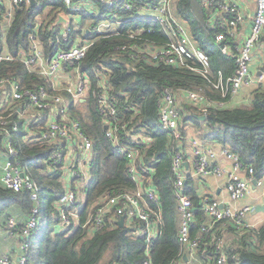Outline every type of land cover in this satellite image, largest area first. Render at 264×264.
I'll return each instance as SVG.
<instances>
[{
  "label": "trees",
  "instance_id": "1",
  "mask_svg": "<svg viewBox=\"0 0 264 264\" xmlns=\"http://www.w3.org/2000/svg\"><path fill=\"white\" fill-rule=\"evenodd\" d=\"M36 1L35 4L21 1L14 5L11 23L6 27L7 3L0 0V49L7 47L14 55L27 52L33 32L39 36L47 55L53 54L57 48H70L79 40L92 41L86 56L79 63L81 71L91 80L90 93L84 100L67 96L71 117L80 122L93 141V157L91 178L83 190L84 200L78 204L80 222L60 228L56 220V203L65 191L63 173L58 166L50 171L45 162L55 146L29 141L32 137L30 132L38 134L42 127L35 126L29 131L25 118L19 115L17 108L12 114V118L20 123L19 130L12 131L13 143L40 186V219L26 251V264H147L146 260L148 264H169L174 259H184L187 244L178 239L181 220L172 169L173 154L180 144L161 127V92L168 87L177 93L182 109L183 133H187L186 124L190 122L203 139L226 145L239 154L246 166L254 168V176L261 179L264 177V83L252 89L249 104L228 106L230 95L224 97L213 82L218 79V71H222L225 78L234 73L235 58L222 52V43L216 39L219 28L213 25L215 10L205 6L201 0H175V15L185 24L196 46L210 56L214 73L212 82L189 67L149 58L145 50L164 47L170 40V32L158 19L138 16L137 0H131L135 4L130 8L122 2L110 5L102 0H90L96 8L76 12L67 39L59 35L60 27L55 26L54 21L58 12L70 11L69 7L63 0ZM85 1L73 0L74 3ZM105 19L117 20V29L97 32L95 27ZM242 34L245 36L248 31L243 29ZM226 42L235 46L236 36L228 34ZM259 44L264 48V32ZM189 62L200 67L194 58ZM5 75L18 77L24 87L38 89L46 86L52 91L51 82L31 72L19 59L0 62V76ZM102 80L117 105V134L123 138L140 133L144 138L137 145L140 160L153 170L154 186L160 195L164 220L150 247L146 236L132 225L120 226L107 220L104 226L97 229L87 223L97 208L95 204L100 203L106 194L135 187L128 171L129 159L107 136L106 119L93 94ZM189 90L203 92L213 101H224L226 105H211L206 119L202 120L198 107L187 97ZM34 124L42 126L39 122ZM5 142L4 135L0 134V158L5 155ZM197 183L196 179H189L184 186L185 193L193 200L196 213L191 237L198 234L201 223L207 220ZM13 205L29 213L33 201L28 192L14 191L0 182V221L9 215ZM226 229L233 235L230 240L226 239ZM220 236H225V250L229 254L226 264H264V222L244 230L238 229L232 220L216 222L204 234L209 246L197 252L199 258L206 255L204 264H216L215 242Z\"/></svg>",
  "mask_w": 264,
  "mask_h": 264
},
{
  "label": "built area",
  "instance_id": "2",
  "mask_svg": "<svg viewBox=\"0 0 264 264\" xmlns=\"http://www.w3.org/2000/svg\"><path fill=\"white\" fill-rule=\"evenodd\" d=\"M8 1L6 19H12L14 5L21 1L30 2V0ZM63 1L70 11H60L58 14L66 19L67 24H56V16L54 25L60 27L59 35L67 39L71 32L74 15L87 8L83 3H74L73 0ZM102 1L110 5L122 2L125 7L129 8L135 4L131 0ZM201 1L205 6L215 10L212 18L213 25L219 28L216 32V39L222 43V52L233 56L236 63L234 73L226 78L222 71H218V79L213 82V86L221 91L224 97L230 95L233 99L244 86L264 83V62L260 65L258 72L252 67L255 50L259 49L263 53V49H260L263 47L259 41L264 32V0H255V13L251 18L250 30L245 36L242 33L247 17L239 0ZM137 5H139L138 16L154 17L159 20L166 31L170 32V40L164 47L145 50L149 58L153 61L189 67L212 82L211 76L214 73L211 69L210 56L196 46L185 24L173 12L172 0H137ZM139 10L142 12L139 13ZM112 21L114 19H105L95 29L97 32L104 33L111 27ZM228 34L236 36L235 46L226 42ZM29 39L31 45L27 52L23 51L14 55L7 47L0 49V62L21 60L31 72L38 73L47 82H51L52 91L46 86L38 89L24 87L20 79L14 75L0 76V110H2L0 112V134L4 135L6 140L5 155L4 158H0V168H2L0 181L5 187L14 191L28 192L33 201V206L24 220H20L16 215H10L5 221L4 226L11 234L19 232L22 254L19 260L14 262L10 253H4L0 256V264H26V251L40 219L39 183L33 178L27 167L28 164L20 157L19 149L12 140V131L20 128V123L12 118L16 108L19 115L25 118V125L29 131L35 126L42 127L38 134L30 132L32 137H29V141L45 142L55 146L45 162L48 163L50 171L58 166L61 167L63 173L65 191L56 203V220L60 228L77 225L80 222L78 204L84 200L83 190L91 178L93 141L83 130L80 122L71 117L68 96L84 100L90 93L91 80L81 71L79 63L86 56L92 41L79 40L70 48H57L53 54L47 55L37 33H31ZM193 58L200 63V67L190 64L189 60ZM97 72L99 74V69ZM101 77L103 78L102 74ZM103 85L102 80L100 87L93 94L106 119L107 136L129 159L128 171L135 182V187L106 194L100 203L95 204L97 208L89 216L87 223L99 229L106 224L107 220L118 224V220L125 216L124 226L136 227L140 234L146 236L150 247L153 239L161 231L164 220L160 195L154 186L153 170L140 160L137 145L141 144L144 138L140 133L130 134L123 138L117 134L119 128L115 125L118 119L117 105ZM186 94L188 99L198 107L200 115L206 116L210 106L215 103L226 105V102L213 101L200 91L189 90ZM9 109L10 111L6 112ZM181 110L177 93L168 87L164 88L159 101V120L162 129L177 139L180 144L173 154L172 169L181 220L178 239L187 244V251L184 253V259H187V257L195 256L202 248L209 246L204 234L218 221L232 220L240 230L254 227L247 221L246 215L253 211L255 206L248 204L238 207L237 203L250 192L256 177L254 168L246 166L240 155L232 151L230 147L214 141L202 140L199 136L188 138L187 133H183L181 127L183 118ZM34 122H39L42 126H37ZM186 141H189L190 148H187ZM221 156L231 160V165L225 166L219 163ZM210 175L218 177L226 175V189L230 199H217L212 197L211 193L198 190L203 197L204 212L206 216L212 218V221L202 222L198 234L191 237V229L196 222V213L193 200L185 193L184 186L189 179H199L203 182ZM262 183V178H257L256 184L261 185ZM215 246L216 264H226L229 254L225 250V238L221 236L217 238ZM184 259H174L169 264H183ZM201 259L204 264L206 255H202ZM145 262L149 263L148 260Z\"/></svg>",
  "mask_w": 264,
  "mask_h": 264
},
{
  "label": "crops",
  "instance_id": "3",
  "mask_svg": "<svg viewBox=\"0 0 264 264\" xmlns=\"http://www.w3.org/2000/svg\"><path fill=\"white\" fill-rule=\"evenodd\" d=\"M174 1L175 0H172V6H173V12L175 13V2ZM239 1L241 3L242 9L245 10L246 17H247L246 24L244 23L245 25H243V29L244 30L246 29L249 32L251 18L254 15L255 9H256V1L255 0H239ZM83 4L86 6V8H89V9L96 8L94 2L90 0H86L85 2H83ZM140 12L142 11L139 10V13ZM251 12H253L252 15H251ZM247 20L249 22H247ZM4 22L7 26H9L11 23V21L8 22V19H6ZM247 23H248V28H246ZM118 24L119 22L114 19V21H112L111 23L110 28L117 29ZM260 49H263L262 51L263 53H261L259 49L255 50V58H254L253 65H252L253 69L256 72H258L259 67L262 64V62H264V48H260ZM254 87L255 86H246V87L244 86L240 90L238 95L234 97L233 99H231V101H229L228 106L233 107V106H238V105L249 104L251 100V91ZM186 125H187L188 138L192 136H199L202 140H205L203 139L204 137L198 134L199 132L195 125L191 124L190 122H188ZM185 144L187 148L188 147L190 148L189 141H186ZM190 153H191V149H190ZM218 162L225 166H230L232 161L226 157L221 156ZM262 179H263V183L261 185H257L256 183L252 184L250 192L237 203L238 207H241L243 205H248V204L255 206V207L264 205V177ZM226 180H227L226 175L221 176V177L210 175L206 177L203 182L197 179L198 181L197 189L200 192L206 191L208 193H211V195H213L214 198L222 199V200H229L230 197L226 189ZM257 191H259L258 194H256ZM27 214L28 213L21 210L19 206L13 205L9 209V215L7 214L5 217L1 219L0 221V256L3 255L4 253H10L14 262L19 260L22 254V250L20 248V243H19L20 234L19 232L11 234L5 228L4 223L10 215H16L20 220H24L27 217ZM246 219L254 227L259 226L261 223L264 222V209L260 207L254 209L253 211L247 213ZM206 221L211 222L212 218L207 216ZM225 236L227 240H230L233 237L232 233H230V231H228L227 229H226ZM184 260L185 261L183 264H202V259L199 258L197 254L195 256L187 257V259L185 258Z\"/></svg>",
  "mask_w": 264,
  "mask_h": 264
},
{
  "label": "water",
  "instance_id": "4",
  "mask_svg": "<svg viewBox=\"0 0 264 264\" xmlns=\"http://www.w3.org/2000/svg\"><path fill=\"white\" fill-rule=\"evenodd\" d=\"M30 2H31L32 4H35L37 1H36V0H30ZM56 24H63V25H66V24H67V21H66V19H65L61 14H58V15H57V18H56ZM199 117H200V119H202V120L206 119V116H205V115H201V116H199ZM107 127H108V125L105 126V128H107ZM256 182H257V178H255V179L253 180V183H256ZM258 207L264 209V205H263V206H257V207H255V209L258 208ZM118 224H119L120 226H124V224H125V216H122V217L118 220Z\"/></svg>",
  "mask_w": 264,
  "mask_h": 264
},
{
  "label": "rangeland",
  "instance_id": "5",
  "mask_svg": "<svg viewBox=\"0 0 264 264\" xmlns=\"http://www.w3.org/2000/svg\"><path fill=\"white\" fill-rule=\"evenodd\" d=\"M9 1L8 0H6V3H8ZM11 19H8V22L10 21ZM4 25L5 26H7L6 24H5V22H4ZM2 173V168H0V174ZM263 180V179H262ZM1 182V181H0ZM259 193V191H257L256 192V194H258Z\"/></svg>",
  "mask_w": 264,
  "mask_h": 264
}]
</instances>
